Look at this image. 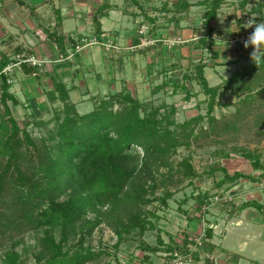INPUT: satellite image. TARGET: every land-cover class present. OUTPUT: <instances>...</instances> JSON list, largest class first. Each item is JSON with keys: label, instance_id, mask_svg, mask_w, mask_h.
I'll return each mask as SVG.
<instances>
[{"label": "trees", "instance_id": "trees-1", "mask_svg": "<svg viewBox=\"0 0 264 264\" xmlns=\"http://www.w3.org/2000/svg\"><path fill=\"white\" fill-rule=\"evenodd\" d=\"M246 2L242 1L241 6ZM220 3L221 0H212L198 37V44L207 49L209 58L218 55L209 23ZM94 20L99 26L97 16ZM50 37L61 44L60 37ZM28 57L36 58L22 55L12 63L3 57L0 60V238L11 239L0 256V264H20L21 253L16 247L22 235L29 231L36 234L32 250L35 264L95 263L111 256L105 248L95 250L85 241L101 223L113 231L115 250L122 243L136 240L143 252L142 264H153L152 255L158 251L164 252L163 264L174 252L182 257L191 254L195 260L202 257L201 253L211 251L212 228L204 217L213 202L212 195L207 189H196L194 180L199 173L190 162V155L175 164L172 158L178 148H188L193 143L199 146L200 139L217 135L218 129L237 130L238 121L245 116H254L264 125V60L258 65L251 61L214 86L208 84L204 75L205 58L194 62L182 73L181 86L188 99L192 84H197L205 95L199 103L205 104L206 111L181 122L173 117L176 109L173 104L148 105L125 91L99 99L91 111L78 114L65 85L58 82L49 92L52 103L60 102L53 108L52 117L43 121L28 113L19 123L7 104L8 100L18 104L9 91L12 68L5 73L2 69L7 65H20L23 71L32 73L43 65V60L40 65L23 60ZM227 94L234 96L236 101L221 103L220 98ZM221 104L234 106V113L229 117H215L213 109ZM50 122L54 125L46 138L36 139L28 130L31 125ZM237 153L250 161L254 170L260 171L259 176L237 171L230 175L221 168L223 178L214 181L215 186L241 178L260 183L264 180L260 153L241 149ZM219 156L227 158L230 155L220 153ZM214 171L211 169L210 174ZM180 184L192 187L183 202L190 197L195 200L192 208L199 214L200 228H205L202 244L194 252L189 246L191 233L182 234L176 241L157 224L156 211L168 208V200ZM158 188L160 194L156 193ZM217 196L215 201L223 198L221 193ZM231 200H225L224 204H231ZM232 206L236 209L255 207L264 218V204L255 200ZM178 210L191 220L189 208L185 211L178 207ZM152 230H155L154 243L144 237ZM163 231L169 235L168 241L162 238ZM202 258L208 264H215L213 260Z\"/></svg>", "mask_w": 264, "mask_h": 264}, {"label": "crops", "instance_id": "crops-1", "mask_svg": "<svg viewBox=\"0 0 264 264\" xmlns=\"http://www.w3.org/2000/svg\"><path fill=\"white\" fill-rule=\"evenodd\" d=\"M242 1L221 0L209 23L215 37L213 47L218 55L209 58L207 49L198 44V37L212 0H0V60L6 58L8 63H12L22 55H32L44 61L32 73L23 71L20 65L12 67L9 91L18 104L14 105L11 100L7 104L13 115L14 108L26 107L28 113L38 116L42 108L50 104L49 92L58 82L65 85L77 111L87 108L85 104L91 101L95 104L99 99L120 91L128 92L136 100L148 105L166 104L159 101L155 105V102L161 96L171 98L179 92L185 96L181 86L182 73L203 58L206 61L204 75L208 84L218 85L252 61L249 56L252 48L245 49L243 41L253 31L254 25L253 28H245L244 24L249 19H255L256 22L264 20V0H247L243 7ZM95 16L99 26H96ZM142 26L146 29L140 33ZM50 35L60 37L61 44ZM73 36L95 37L100 43L106 37L111 38L118 49L106 51L100 43H96L67 58L74 43ZM172 39L179 41L168 48L165 41ZM195 85L198 86L192 84L190 91V99L195 96V107L194 110H184L191 112L186 118L204 113L203 108V112L198 108L197 91H193ZM229 96L232 97L229 101L235 99ZM246 161L243 157L226 158L222 160L223 169L230 175L236 171L245 173L243 167H247ZM248 162L251 169H248L247 174L259 176L260 171L254 170ZM221 168L218 167L216 171H222ZM222 172H218L220 177L216 175L212 180L220 181ZM262 181L241 178L233 182L232 189L236 194L245 188L244 201L255 200L264 204ZM225 184L228 186L231 183ZM225 184L219 188L224 190ZM230 208L222 216L208 209L204 217L206 224L212 228V249L220 255L219 263L215 264H240V260L245 259L240 253L244 252L246 243L259 245L260 239H264V218L259 210L254 207L257 212L250 214L254 224H247L239 214L253 207ZM188 212L191 220L185 218L186 229L183 227L182 230L196 234L200 228L199 214L192 207H189ZM229 220L231 222L228 224ZM248 225L255 227L251 229ZM247 227L251 236L240 233ZM218 230L224 232L221 238ZM235 235L238 238L234 246L236 249L233 245H227L228 238L234 241ZM175 240L179 241L178 238ZM163 254V251H158L152 255V263L158 264L161 260L160 264H163ZM142 256V251L138 255L129 254L127 261H123L126 264H142ZM117 260L120 263L111 261L112 264H124L122 259ZM201 262L208 264L202 258L186 264Z\"/></svg>", "mask_w": 264, "mask_h": 264}, {"label": "rangeland", "instance_id": "rangeland-1", "mask_svg": "<svg viewBox=\"0 0 264 264\" xmlns=\"http://www.w3.org/2000/svg\"><path fill=\"white\" fill-rule=\"evenodd\" d=\"M244 40V38H243ZM240 39L239 41H243ZM197 92H196V91ZM194 93L196 94V101L198 102V108L199 110H204L205 113V104H200L199 102L202 101L205 97L204 94L200 92V88L198 86H194L193 89ZM195 96L190 99L184 98V93L179 92L176 93L173 97H160V100L155 102V105L159 104V101H164L166 104L170 105L171 103H174L175 106V113H174V119L177 122H181L184 119H186L187 115H189L191 112L187 111L184 112V110L193 109L195 107ZM232 97L229 95H224L222 98H220L221 103H229V100H231ZM236 101V99L232 100ZM88 102V101H87ZM60 102L57 101L56 103L50 102V104H46L45 108H42V112L40 115L36 116L38 119H42L43 121H46L50 119L53 115V108L58 105ZM94 104V102H93ZM91 103L85 104L87 105V108L82 110H76L78 114L84 113V111H89L92 108H94ZM215 106L213 109V115L215 117L221 118L222 116L229 117L231 113H234L235 108L234 106H228L223 105ZM117 106H114V108ZM252 107V106H250ZM263 108V106H260ZM260 108V109H261ZM248 109V108H247ZM202 110V112H203ZM1 113V109H0ZM28 115V110L26 107H16L14 108V117L17 119V121L20 123L23 121V118ZM54 125V122L47 123L46 125H34L29 126L28 130L31 133L33 137L36 139L42 138V137H48L49 129L52 128ZM206 125V123L204 124ZM238 129H227L225 131H222L221 129H218L216 131L217 135L210 134L207 137H204L200 139V145L196 146L195 143H193L190 147H180L177 150V154L172 158V163L175 164L176 161H180L182 157H187L190 155V162L194 166V168L198 171L199 177L194 180V185H196V189L200 187V189L206 190V192L209 193V195H212L213 202L211 203L210 207L208 208L209 211L214 212L215 214L222 216L224 212L230 211L232 204L234 206L239 205L245 197V188H242V191L238 190V193L233 192V183L224 188V190H221L219 187L214 185V180L212 178H215L217 175L220 177L221 170L216 171L218 167L224 168L222 160H225L226 158H222L219 156L221 153H228L230 156L227 158H238L242 159L241 155H238L241 150H254L255 152L260 153L261 160L264 163V125L260 123L254 116H245L243 119L241 118L238 121ZM217 140V141H216ZM239 150V151H238ZM218 153V154H217ZM247 167H243L245 174H247L248 169H251V166L248 161H246ZM215 170L213 174H210V170ZM251 172H255L254 170H250ZM258 171V170H257ZM220 172V173H218ZM224 172H222L223 175ZM244 173V172H242ZM213 181V182H212ZM264 181V180H263ZM262 181V183H263ZM184 185V184H183ZM178 185L179 189L174 193V195L168 200V208L163 210H157L156 213L159 215V220L157 222L158 226H160L161 229L164 231H167L168 234H170L172 237L180 239L182 234H185L186 232L183 229L185 228V212L182 213L181 210H178V207L187 211L189 207H192L195 204V200L190 198H186V201L183 202V199L186 195H189L192 191L191 186H183ZM181 186V188H180ZM183 186V187H182ZM236 187V186H235ZM195 188V187H194ZM233 188V189H232ZM174 189V188H172ZM195 191V189H194ZM157 194L161 193V189L158 188L156 191ZM221 193L223 195V198L220 201H215V196ZM231 197V204L225 203L226 207H224V202L227 199H230ZM151 206V205H149ZM148 206V207H149ZM221 210V211H220ZM234 210H236L234 208ZM257 210L253 208H247L245 210H242L239 214L242 221H247V224H251L253 220H251V213H255ZM223 213V214H222ZM223 217H226L225 215ZM223 223V221H221ZM228 224L231 222V220L227 221ZM226 222V223H227ZM245 223V224H246ZM194 226H196V223H192ZM243 224V223H242ZM254 224V223H252ZM222 225V224H221ZM249 226V225H248ZM251 229H253L255 226L250 225ZM186 229V228H185ZM223 229V227H222ZM226 229V228H225ZM248 227L244 230H240V233H243V235H250L251 233H248ZM162 232V237L164 241L169 240V235L166 232ZM219 231V230H218ZM263 231V230H262ZM223 230L219 231L220 238L223 236ZM155 230L147 231L144 235L145 240L151 243H154L155 241ZM16 239V238H14ZM13 239V240H14ZM21 242L19 245H17L16 249L21 253V260L20 264H35L33 256H32V250L36 242V234L35 232H25L22 235ZM227 245H233V248L236 249L234 246H236L238 238H236V235L234 236V241H232L231 238H228ZM86 243H89L92 245V247L95 250L103 249L105 248L106 251L111 253V256L102 257L95 263H89V264H107L108 262L112 264L111 261H118L117 259H122L121 262L126 264L124 262L127 261V257L129 254L138 255L141 251L137 246L136 240L133 242H127L122 243L119 247V249L115 250L113 248V243L116 241V237L113 233V231L106 226L104 223H101L98 228H96L91 237H88L86 240ZM264 239H260V244L257 245V243L250 242L249 244L246 243L244 246V252L240 253L244 256V260H240V264H248L250 262L251 264H264V243L262 242ZM11 242V239L9 238H0V256H2V253L9 247V244ZM251 250H253L251 252ZM209 257L214 256L215 263H219L218 258L220 259V255L218 253H215L213 249L208 252ZM207 252L203 254L205 258H209L206 256ZM202 258V257H199ZM204 259V258H202ZM124 260V261H123ZM255 261V262H254ZM195 260L192 261H186L182 262L181 264L186 263H193ZM197 262V261H196ZM1 263V262H0ZM161 263V260L158 261V264ZM203 264V262H201Z\"/></svg>", "mask_w": 264, "mask_h": 264}, {"label": "built area", "instance_id": "built-area-1", "mask_svg": "<svg viewBox=\"0 0 264 264\" xmlns=\"http://www.w3.org/2000/svg\"><path fill=\"white\" fill-rule=\"evenodd\" d=\"M145 27L142 26L141 29L139 30L140 33H143L145 31ZM74 40H75V44L72 46L67 58H69L70 56H72L74 53H78L80 52L84 47L88 46V45H92V44H96V43H100L99 41H97V39L95 37H78V36H73ZM179 40H168V41H165V44H167V47L170 48L171 46H173L175 43H177ZM103 48L106 50V51H109V50H117L118 49V46L114 44L113 40L111 38H105L104 41H102L100 43ZM24 61L26 62H29L30 64L32 65H40L43 61L42 60H39V59H36L34 57H28L26 59H23ZM13 65H7L5 66L3 69H2V72H7L9 70H11ZM10 81V80H9ZM216 200L218 199V196L216 195L215 196ZM231 199V197H230ZM204 227L203 228H200L199 231L196 233V234H192L191 233V236H190V240L192 241V244L189 245L190 246V251L191 252H194L198 249V247L201 246L202 244V239L204 237ZM206 253V252H204ZM204 253H201V256H203ZM172 258L166 263V264H181L182 262H188V261H192L193 258L191 256V254H189L188 256L186 257H182L181 255H179L178 253L174 252L172 254ZM207 257H209V254L207 253L206 255ZM208 259L210 260H213L215 261V258L214 256H211L209 257Z\"/></svg>", "mask_w": 264, "mask_h": 264}, {"label": "clouds", "instance_id": "clouds-1", "mask_svg": "<svg viewBox=\"0 0 264 264\" xmlns=\"http://www.w3.org/2000/svg\"><path fill=\"white\" fill-rule=\"evenodd\" d=\"M223 22V21H221ZM253 31L243 41V47L252 48L249 56L250 59L257 65L264 60V20L256 22L255 19H249L245 24V28H253Z\"/></svg>", "mask_w": 264, "mask_h": 264}]
</instances>
